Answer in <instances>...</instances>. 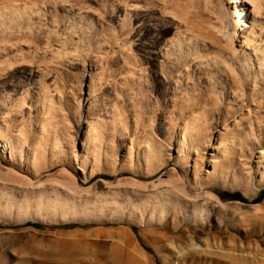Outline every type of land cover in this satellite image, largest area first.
<instances>
[{"label":"rangeland","instance_id":"1","mask_svg":"<svg viewBox=\"0 0 264 264\" xmlns=\"http://www.w3.org/2000/svg\"><path fill=\"white\" fill-rule=\"evenodd\" d=\"M122 2L0 0V264H264V0Z\"/></svg>","mask_w":264,"mask_h":264},{"label":"bare ground","instance_id":"2","mask_svg":"<svg viewBox=\"0 0 264 264\" xmlns=\"http://www.w3.org/2000/svg\"><path fill=\"white\" fill-rule=\"evenodd\" d=\"M100 1H102V3L104 4V3H106L107 4V2L109 1V0H100ZM121 1H124V2H126V4H124V5H126V7L128 6L127 5V3H128V0H121ZM58 2V1H57ZM124 2H122V3H124ZM33 3V2H32ZM11 4V3H10ZM23 4V3H22ZM106 4H104V5H106ZM27 5H29V4H27ZM31 5V4H30ZM32 6V5H31ZM13 7V6H12ZM21 7V6H20ZM30 7V6H29ZM33 7H35V6H33ZM32 7V8H33ZM122 7V6H121ZM120 7V8H121ZM18 8V7H17ZM16 8V9H17ZM124 8V7H123ZM123 8H121V9H123ZM47 9V8H46ZM50 9V8H49ZM55 9V8H54ZM20 9L18 8V10L17 11H19ZM28 10V9H27ZM35 10H38V9H36L35 8ZM126 10V9H125ZM34 11V10H33ZM31 12V11H30ZM48 12H49V10H48ZM16 13H18V12H16ZM21 13H23V12H21ZM52 13V12H51ZM45 15V14H44ZM47 15V14H46ZM108 16H111V18L113 17L110 13H108L107 14ZM47 17V16H46ZM37 17H35V16H33V15H30V16H26V14L24 13V14H22V17H21V19H19V22H18V24L17 25H14V27H12V29H16L15 30V32H13V37L15 38V39H20L21 37H25L26 38V36H29L30 37V35L31 36H33L32 38L35 40V44H34V47L33 48H38L39 47V45H40V42H41V34L44 32L42 29H40V30H36L35 29V27L36 26H40L42 23H43V20L44 19H40V18H38V20H36L35 21V19H36ZM51 19L53 18V17H50ZM49 19V18H48ZM64 20H66V19H64ZM48 22V21H47ZM52 22V21H51ZM48 24H50V23H48ZM52 24V23H51ZM54 24V23H53ZM24 27L26 28V30L24 31L23 29H24ZM69 27H71V26H69ZM54 28H55V24H54ZM67 28V27H66ZM28 29H31L32 31H30V30H28ZM76 29L77 30H79V31H81V28H79V27H77L76 26ZM17 32H21L22 33V35H16V33ZM47 32H48V34H49V36L51 37V38H53L54 36L52 35V30H47ZM45 33V32H44ZM87 30H84V31H82V35H83V39H85L84 37H86V36H90L92 39H94L95 38V36L98 34V33H95V32H92V33H88L89 35H87ZM31 40V39H30ZM25 42V41H24ZM23 43V42H22ZM64 43H66V44H68L69 45V43L66 41V42H64ZM31 48V47H30ZM53 50V49H52ZM51 51H47V52H45L44 54H42V53H39V52H37L38 53V55L37 56H35V57H37L36 58V61L37 62H39V63H44L45 64V62H47V57L48 56H50V55H52L51 53H50ZM44 57V58H43ZM68 57V56H67ZM64 62H65V60L62 62V64H64ZM33 64V63H32ZM41 66H43V65H41ZM46 68H49V66H46ZM58 72V71H57ZM45 76V75H44ZM9 77L10 76H5V78H2L1 80H0V82L1 83H3V85L4 86H8V85H10V81H9ZM157 78V77H156ZM155 89L158 91V90H160V83L159 82H157V83H155ZM212 111V110H211ZM164 113H163V111L162 112H160V115H163Z\"/></svg>","mask_w":264,"mask_h":264},{"label":"trees","instance_id":"3","mask_svg":"<svg viewBox=\"0 0 264 264\" xmlns=\"http://www.w3.org/2000/svg\"><path fill=\"white\" fill-rule=\"evenodd\" d=\"M226 196H227V200H238L234 195L226 194ZM263 200H264V191H262L258 195V197L254 201V203H261ZM25 226H27V227H34V228H38V229L44 228V225L43 224H41V223H34V222H27L25 224ZM65 226L70 227V226H74V225H69L68 224V225H65ZM131 228L137 234L138 238H140L139 235H138V230H139L138 227L137 226H131Z\"/></svg>","mask_w":264,"mask_h":264}]
</instances>
